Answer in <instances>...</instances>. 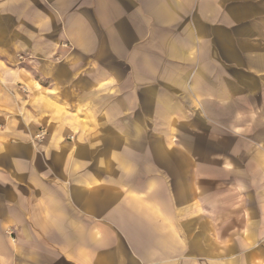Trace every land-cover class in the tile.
Listing matches in <instances>:
<instances>
[{
	"label": "crops",
	"instance_id": "0c3cea01",
	"mask_svg": "<svg viewBox=\"0 0 264 264\" xmlns=\"http://www.w3.org/2000/svg\"><path fill=\"white\" fill-rule=\"evenodd\" d=\"M0 264H264V0H0Z\"/></svg>",
	"mask_w": 264,
	"mask_h": 264
},
{
	"label": "built area",
	"instance_id": "2783aa9c",
	"mask_svg": "<svg viewBox=\"0 0 264 264\" xmlns=\"http://www.w3.org/2000/svg\"><path fill=\"white\" fill-rule=\"evenodd\" d=\"M43 136V134H40L39 136H38V138H41Z\"/></svg>",
	"mask_w": 264,
	"mask_h": 264
}]
</instances>
